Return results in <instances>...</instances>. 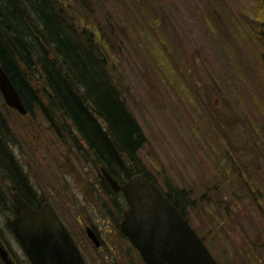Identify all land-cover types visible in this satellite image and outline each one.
I'll list each match as a JSON object with an SVG mask.
<instances>
[{
	"label": "rangeland",
	"instance_id": "1",
	"mask_svg": "<svg viewBox=\"0 0 264 264\" xmlns=\"http://www.w3.org/2000/svg\"><path fill=\"white\" fill-rule=\"evenodd\" d=\"M74 3L84 14L80 0ZM81 3L102 28L112 23L116 31L110 53L115 81L146 139L139 152L145 172L163 190L185 195L184 215L218 264H264V49L252 34L255 24L245 25L252 22L247 16L253 2ZM178 77L187 83L182 89L181 83L176 88ZM31 107L34 118L5 105L0 112L15 142L13 153L39 197L64 219L88 264H143L116 228L110 231V219L97 223L107 242L103 248L86 238L78 217L94 222L104 214L98 169L84 153L66 150ZM62 136L71 142L65 131ZM239 169L259 185L254 200L237 181ZM13 218L0 213V239L19 264H30L7 227Z\"/></svg>",
	"mask_w": 264,
	"mask_h": 264
},
{
	"label": "trees",
	"instance_id": "2",
	"mask_svg": "<svg viewBox=\"0 0 264 264\" xmlns=\"http://www.w3.org/2000/svg\"><path fill=\"white\" fill-rule=\"evenodd\" d=\"M74 1L77 2L0 0V66L27 109L22 116L34 118L36 111L31 107L34 104L35 110L49 123L51 134L66 150L82 152L93 162L101 184L110 189L101 169L119 182L136 174L151 179L139 158L145 136L123 99L121 84L115 81L110 56L112 49L116 50V31L111 29L114 26L109 23L102 28L90 17V6L81 0L84 14L80 15ZM250 1L255 5L251 18L247 16L252 22L245 24L247 21H244V24L248 29L255 24L252 34L264 49V0ZM135 14L133 19H138L134 18ZM259 62L264 68V51ZM174 81L176 88L187 85L180 77ZM2 99L0 107L5 105ZM56 118L61 120L59 126L54 123ZM64 131L71 142L63 139ZM14 143L0 112V213L15 217L13 192H19L35 208L44 200L16 159L12 150ZM239 171L237 181L249 193H254V200L259 185L253 179L247 180V173ZM165 192L184 215L185 195L181 191L175 196ZM260 200L264 205V195ZM7 227L11 229L10 219Z\"/></svg>",
	"mask_w": 264,
	"mask_h": 264
},
{
	"label": "water",
	"instance_id": "3",
	"mask_svg": "<svg viewBox=\"0 0 264 264\" xmlns=\"http://www.w3.org/2000/svg\"><path fill=\"white\" fill-rule=\"evenodd\" d=\"M0 94L4 104L25 115L24 106L12 81L0 66ZM101 172L129 206L120 228L145 264H218L203 240L161 189L141 174L119 185L104 169ZM16 217L12 231L31 264H87L68 229L48 201L38 208L19 193H12ZM86 237L95 247L100 240L91 227ZM2 264H15L0 241Z\"/></svg>",
	"mask_w": 264,
	"mask_h": 264
},
{
	"label": "flooded vegetation",
	"instance_id": "4",
	"mask_svg": "<svg viewBox=\"0 0 264 264\" xmlns=\"http://www.w3.org/2000/svg\"><path fill=\"white\" fill-rule=\"evenodd\" d=\"M134 176V175H133ZM131 178V177H130ZM130 178H128L127 180H129ZM127 180L123 181V182H119V185H122L124 184ZM150 181H152L154 184H156V180L154 178H151L149 179ZM107 182V181H106ZM108 186L110 189H108V187L105 185V184H100V189L102 188L103 192H104V202H102V207H103V219L102 221L98 218L96 219L94 222H87V220H85L82 216L78 217V222L79 224H82L83 225V228L84 230L86 229L87 226L91 227V229H93V231L95 232L96 236L98 237V239L100 240V246L99 247H96L97 249H101L103 248L104 245L107 244L106 240L102 237V234L100 233V229L97 228L98 225L97 223H103L104 220H107V219H110L112 222H113V225L112 223H110V225L112 226L110 231H113L115 230L116 228V232L120 235L121 238L125 239L128 241V243L131 245V243L129 242V240L127 239V237L123 234L121 228H120V223L123 219V216H124V212L125 210L128 208L129 204L126 200V198L124 197L123 193L118 190V191H115L110 185L109 183L107 182ZM158 186V184H156ZM161 191H163V193L165 194V196L169 199L168 197V194H166V192L160 187L158 186ZM97 193L96 192V188L93 187V194ZM169 201L171 202V200L169 199ZM172 203V202H171ZM173 204V203H172ZM54 208V207H53ZM55 209V208H54ZM95 210L93 211V214L95 216H98V214L96 213L98 211V209L94 208ZM179 210V209H178ZM56 211V209H55ZM180 212V210H179ZM57 215L60 217V219L62 220V222L64 223V225L66 226V228L68 229L69 233L72 235V237L74 238V235L72 234L71 230L69 229V227L67 226L66 222L64 221V219L59 215V213L56 211ZM181 213V212H180ZM114 214L118 215V217L113 216ZM181 215H183L181 213ZM16 216V215H15ZM183 217H185V219L188 221V219L186 218L185 215H183ZM189 222V221H188ZM105 225L109 224L108 222L107 223H104ZM12 229V228H11ZM109 231V232H110ZM13 232V231H12ZM105 232V231H104ZM14 234V233H13ZM86 235V233H85ZM87 238V237H86ZM88 239V238H87ZM75 240V238H74ZM89 240V239H88ZM1 241V239H0ZM90 241V240H89ZM2 242V241H1ZM76 242V240H75ZM91 242V241H90ZM77 243V242H76ZM2 244L5 246V248L8 250L9 252V255L10 257L13 259V261L15 262V264H19V262H17L13 256V254L10 252L9 248L6 247V245L2 242ZM78 245V244H77ZM133 247V246H132ZM80 248V247H79ZM134 248V247H133ZM135 249V248H134ZM136 250V249H135ZM137 252V251H136ZM138 253V252H137ZM29 262V260H27ZM88 263V262H87Z\"/></svg>",
	"mask_w": 264,
	"mask_h": 264
}]
</instances>
